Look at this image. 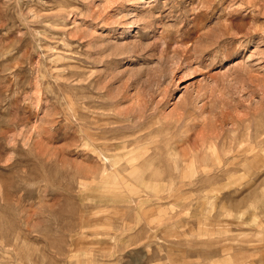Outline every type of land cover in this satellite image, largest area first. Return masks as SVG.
I'll return each mask as SVG.
<instances>
[{
    "label": "rangeland",
    "instance_id": "obj_1",
    "mask_svg": "<svg viewBox=\"0 0 264 264\" xmlns=\"http://www.w3.org/2000/svg\"><path fill=\"white\" fill-rule=\"evenodd\" d=\"M0 264H264V0H0Z\"/></svg>",
    "mask_w": 264,
    "mask_h": 264
},
{
    "label": "bare ground",
    "instance_id": "obj_2",
    "mask_svg": "<svg viewBox=\"0 0 264 264\" xmlns=\"http://www.w3.org/2000/svg\"><path fill=\"white\" fill-rule=\"evenodd\" d=\"M226 29L228 30L229 27L226 26ZM194 49H195V48H194ZM194 51H195V50H194ZM191 52H192V51H191ZM191 52H190V53H191ZM180 59H181V58H180ZM202 107H203V106H202ZM139 122H140V121H139ZM142 122H143V121H142ZM146 130H147V128H146ZM151 130H152V129H151ZM143 134H144V133H143ZM139 141H140V140H139ZM250 167H251V166H250Z\"/></svg>",
    "mask_w": 264,
    "mask_h": 264
}]
</instances>
